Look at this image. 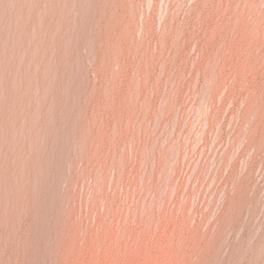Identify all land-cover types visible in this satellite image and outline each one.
<instances>
[{"label":"rangeland","instance_id":"1","mask_svg":"<svg viewBox=\"0 0 264 264\" xmlns=\"http://www.w3.org/2000/svg\"><path fill=\"white\" fill-rule=\"evenodd\" d=\"M0 264H264V0H0Z\"/></svg>","mask_w":264,"mask_h":264}]
</instances>
